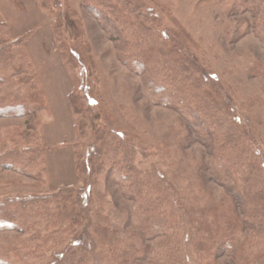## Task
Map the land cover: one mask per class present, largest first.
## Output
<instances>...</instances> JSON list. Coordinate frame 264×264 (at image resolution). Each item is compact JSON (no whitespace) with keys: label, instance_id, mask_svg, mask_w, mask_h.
I'll use <instances>...</instances> for the list:
<instances>
[{"label":"rangeland","instance_id":"rangeland-1","mask_svg":"<svg viewBox=\"0 0 264 264\" xmlns=\"http://www.w3.org/2000/svg\"><path fill=\"white\" fill-rule=\"evenodd\" d=\"M263 3L0 0V48L12 46L18 56L28 53L23 63L33 65L8 75L0 71V106L26 108L20 117L0 118V202L30 201L26 211L10 204L8 213H19L16 226L21 228L0 229V259L57 264L80 255L88 264H156L161 238L146 233L136 200L121 183L124 160L115 153L120 138L136 148L138 168L164 175L171 193L185 205L189 226L179 229L177 240L183 236L189 264L255 263L264 257V229L247 222L235 191L248 165L216 171L212 139L188 118L184 106L172 104L169 91L165 97L155 95L147 86L149 74L129 64L147 59L156 79L166 84L177 73L175 59L185 75L201 79L233 114L245 146L257 155L253 181L264 192V40L253 26ZM88 5L107 16L115 8L124 11L122 38L114 39L102 26L106 20L97 19ZM21 73L36 79L18 85ZM7 79L15 86L5 84ZM32 86L47 102L42 112L33 104ZM83 120L88 127L77 140L76 125ZM72 207L82 211L79 223L70 216L58 223L59 211L72 213ZM99 226L119 237L118 256L103 245ZM232 231L238 246L216 245L209 256L206 250ZM197 238L204 240V251L193 243Z\"/></svg>","mask_w":264,"mask_h":264},{"label":"trees","instance_id":"trees-1","mask_svg":"<svg viewBox=\"0 0 264 264\" xmlns=\"http://www.w3.org/2000/svg\"><path fill=\"white\" fill-rule=\"evenodd\" d=\"M262 8L263 9L257 15L258 18L253 26H255L261 36L260 38L264 40V3ZM87 9L97 19L106 20L107 25L102 22V26H104V28L113 35L114 39H120V37L124 35L125 20L122 16L124 11H120L115 8L111 11L112 16H107L105 13L100 12L94 5H88ZM18 45H21L20 42H18ZM161 52L167 59L168 55L165 54L164 51ZM27 54L28 53H21V55L18 56L13 52L12 46H2L0 48V71H3V73L8 75L10 72L21 68L23 69L26 66H30L32 69V63H23L26 62L25 58L27 57ZM129 62L132 67H138L140 74H149L151 78L148 79L147 86L152 90V92H154L155 95L165 97V94H168L169 91L172 94V104L174 105L177 103L184 106L186 108L188 118L198 122L206 136L212 139V143L215 148L212 161L214 164L219 165V169L216 171L231 172L237 168L238 164L239 166L248 165V171L243 175L240 184L236 187L237 189L235 191L239 196H241V200L243 201L247 222L256 224L261 230L264 229V192L256 190L257 188L253 181L257 169V166L254 163L255 159H257V155L254 152L251 154L250 150H248L245 146V136L239 126H237L233 114H231L230 111L228 112V110L219 104V102L215 101L211 94L206 90L204 82L201 79L194 78V75H185L187 70L184 66H182L179 60L173 59V70H176L177 73L174 75L172 74L168 78L169 82L166 84L161 83L160 80L156 79L157 71L151 67L147 59L146 61L130 59ZM170 67H172V65H169V68ZM29 72L31 73V70ZM189 73H192L191 70ZM21 74L22 75L21 78H19L18 85L27 86L29 85L30 80L35 81L36 79L32 78L31 75H29V79L22 78L24 74ZM35 76L37 77V73ZM10 83L13 86L16 84V82H11L10 79H7L5 82V84ZM32 88L33 90L31 95L34 99L33 104L35 105L37 112H42L46 107H48L47 102L44 101V97L34 86H32ZM71 104L75 106L74 114H80L79 106L77 107L76 100L71 98ZM163 104L167 106L172 105L169 101H166ZM25 109L26 108L22 104H17L12 107L8 106L5 108L0 106V118L20 117L23 113H25ZM27 111L28 110H26V113ZM87 127L88 124L86 121L83 120L78 122L76 125L77 140H79V137L81 136L79 135V132L83 131L84 133ZM115 153H117V156L120 154L121 161L124 160V163L121 164L120 168L122 170L121 183L127 187L128 192L135 198L137 204V215L144 224L146 233L153 232L161 238L160 246L156 252V264H189L190 258L184 251L185 244L181 240L183 239V236L177 240V232H179V229L181 228L183 231H187L189 226L185 205L180 203V200L176 199L175 193H171L170 190H172V187L169 185L164 175L158 174L155 171L143 172L138 168L135 164L137 151L130 140L120 138L116 145ZM14 155L15 160L18 161V154ZM14 155H11V157L13 158ZM116 164H118V162H116ZM3 167L9 168L8 165H3ZM93 170L97 171L96 169ZM85 182L87 184V181ZM62 196L63 194L60 195V197ZM40 201L47 200L42 199ZM10 204L14 205L16 208L19 206L23 209V211H26L30 205V201L21 200L5 203L0 202V229L21 228L16 226V220L18 219L19 213H17V211L8 213ZM70 211L73 212H68L66 208L64 210H60L58 214V223L61 225L65 224L69 216L75 220L78 219L79 223L81 219L79 212L82 213V211L79 210L78 212L74 207H72ZM46 212L48 216L52 218V213L48 209ZM74 213H77L78 215H72ZM12 216L16 217V219L11 220ZM72 221V224H78L77 222H74V220ZM96 230L97 234L103 241V245H108L113 256H118L122 247L119 237L113 231L103 226H99ZM234 236L235 232L233 233L232 231L230 232V236L225 237V241L214 242V244L206 250L208 251L207 253H210L211 251L209 256H212V250H215L214 247L216 245L220 248H235L238 246L237 238ZM193 243H195L196 248L200 251H204L206 249L203 239L197 238V240L193 241ZM258 258L259 260L255 261V263L244 262V264H264V257ZM70 259L71 260L68 261V257L61 258L58 259L56 263L88 264L87 260L80 255L72 256ZM0 264L6 263L0 259ZM126 264L130 263L128 262Z\"/></svg>","mask_w":264,"mask_h":264}]
</instances>
